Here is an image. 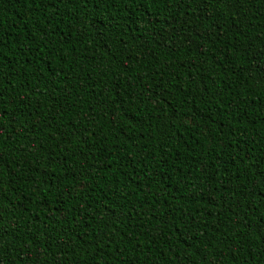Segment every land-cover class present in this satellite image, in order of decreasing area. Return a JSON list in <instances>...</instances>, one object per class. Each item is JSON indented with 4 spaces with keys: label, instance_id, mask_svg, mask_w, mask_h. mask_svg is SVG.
Returning <instances> with one entry per match:
<instances>
[{
    "label": "trees",
    "instance_id": "16d2710c",
    "mask_svg": "<svg viewBox=\"0 0 264 264\" xmlns=\"http://www.w3.org/2000/svg\"><path fill=\"white\" fill-rule=\"evenodd\" d=\"M262 50L264 0H0V264H264Z\"/></svg>",
    "mask_w": 264,
    "mask_h": 264
},
{
    "label": "snow or ice",
    "instance_id": "6c2138e0",
    "mask_svg": "<svg viewBox=\"0 0 264 264\" xmlns=\"http://www.w3.org/2000/svg\"><path fill=\"white\" fill-rule=\"evenodd\" d=\"M169 2H171V0H169ZM160 39L162 42L165 43V45H167V43L169 42V40L171 38L161 36ZM258 55L261 57V59L259 61H257L256 64L253 65V67L255 68V70L258 73H260L261 79H264V50H262ZM0 166H2V165H0Z\"/></svg>",
    "mask_w": 264,
    "mask_h": 264
}]
</instances>
